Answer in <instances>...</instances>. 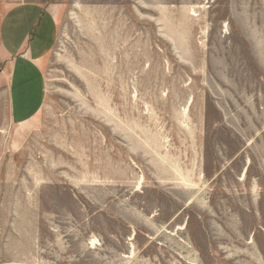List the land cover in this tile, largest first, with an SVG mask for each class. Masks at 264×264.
<instances>
[{
  "label": "rangeland",
  "instance_id": "obj_1",
  "mask_svg": "<svg viewBox=\"0 0 264 264\" xmlns=\"http://www.w3.org/2000/svg\"><path fill=\"white\" fill-rule=\"evenodd\" d=\"M30 1L58 37L28 123L0 75V264H264V0H0V28Z\"/></svg>",
  "mask_w": 264,
  "mask_h": 264
},
{
  "label": "crops",
  "instance_id": "obj_2",
  "mask_svg": "<svg viewBox=\"0 0 264 264\" xmlns=\"http://www.w3.org/2000/svg\"><path fill=\"white\" fill-rule=\"evenodd\" d=\"M0 28V75L5 76V94L10 122L23 125L39 112L44 100L42 64L58 37L55 11L38 2H24L8 10Z\"/></svg>",
  "mask_w": 264,
  "mask_h": 264
}]
</instances>
